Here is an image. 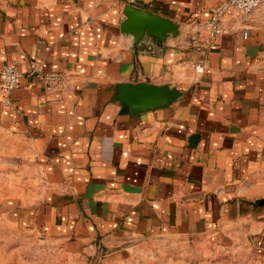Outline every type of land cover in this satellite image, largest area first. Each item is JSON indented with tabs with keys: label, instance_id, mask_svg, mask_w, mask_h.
Wrapping results in <instances>:
<instances>
[{
	"label": "crops",
	"instance_id": "obj_1",
	"mask_svg": "<svg viewBox=\"0 0 264 264\" xmlns=\"http://www.w3.org/2000/svg\"><path fill=\"white\" fill-rule=\"evenodd\" d=\"M220 1L0 0V65L23 73L8 102L0 92V203L64 264H194L190 244L212 237L264 256V1L209 44L200 21ZM126 5L177 34L135 45ZM123 82L181 95L132 112Z\"/></svg>",
	"mask_w": 264,
	"mask_h": 264
},
{
	"label": "rangeland",
	"instance_id": "obj_2",
	"mask_svg": "<svg viewBox=\"0 0 264 264\" xmlns=\"http://www.w3.org/2000/svg\"><path fill=\"white\" fill-rule=\"evenodd\" d=\"M5 196L10 188L0 187ZM5 203V202H4ZM0 203V264H64L65 256L56 241L49 240L29 221H18L8 211L9 204ZM194 264H264V256L248 245L233 244L217 237L190 244ZM190 254V253H189Z\"/></svg>",
	"mask_w": 264,
	"mask_h": 264
},
{
	"label": "water",
	"instance_id": "obj_3",
	"mask_svg": "<svg viewBox=\"0 0 264 264\" xmlns=\"http://www.w3.org/2000/svg\"><path fill=\"white\" fill-rule=\"evenodd\" d=\"M125 18L120 26L122 30L132 32L135 45H160L170 34H177L178 25L166 18L143 9L126 5L122 10ZM181 92L169 84L146 82L120 83L117 86L116 100L127 104L132 112L164 107L176 100Z\"/></svg>",
	"mask_w": 264,
	"mask_h": 264
},
{
	"label": "built area",
	"instance_id": "obj_4",
	"mask_svg": "<svg viewBox=\"0 0 264 264\" xmlns=\"http://www.w3.org/2000/svg\"><path fill=\"white\" fill-rule=\"evenodd\" d=\"M264 0H221L220 3L210 9L208 17L200 21L201 27L206 31L207 43L212 44L214 38L223 33L225 30L224 22L232 15L237 13L242 17H246L251 11L257 8ZM247 32L244 31L243 36ZM190 43L201 48L202 43L198 39L197 33L190 34ZM203 59L198 58L194 61V68L198 72L203 71ZM44 84L51 89L59 90L66 85V76L60 71L40 72L38 73ZM23 73L16 67L13 62L6 61L0 65V92L4 100L8 102L9 92L17 87L20 83Z\"/></svg>",
	"mask_w": 264,
	"mask_h": 264
}]
</instances>
